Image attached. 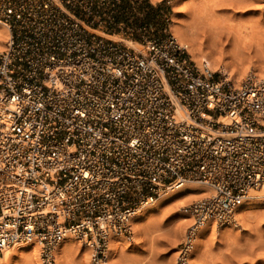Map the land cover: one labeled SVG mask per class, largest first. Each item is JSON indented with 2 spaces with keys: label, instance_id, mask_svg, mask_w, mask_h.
Returning a JSON list of instances; mask_svg holds the SVG:
<instances>
[{
  "label": "built area",
  "instance_id": "obj_1",
  "mask_svg": "<svg viewBox=\"0 0 264 264\" xmlns=\"http://www.w3.org/2000/svg\"><path fill=\"white\" fill-rule=\"evenodd\" d=\"M123 1L0 0L1 253L32 240L58 264L73 235L109 264L111 236L198 181L211 192L186 208L183 264L205 222L239 227L237 207L264 186V76L233 85L170 32L121 19Z\"/></svg>",
  "mask_w": 264,
  "mask_h": 264
},
{
  "label": "rangeland",
  "instance_id": "obj_2",
  "mask_svg": "<svg viewBox=\"0 0 264 264\" xmlns=\"http://www.w3.org/2000/svg\"><path fill=\"white\" fill-rule=\"evenodd\" d=\"M174 15L195 51L206 60L197 64L214 62L216 70L208 66L218 74L226 67L225 76L236 86L253 69L264 71V0H124L121 19L129 20L134 28L147 26L154 35L168 32L173 35ZM109 38L122 43L124 39L138 41L136 36ZM172 193L167 191L161 199ZM185 198L159 203L156 210L144 215L136 224V230L132 229V239L118 248L114 259L109 257V264H181L179 252L190 225L179 236L173 230L178 228L179 216L187 213L178 206L187 202V208L193 202ZM248 215L252 218L245 228L228 227L219 233L205 234L183 264H264V204L253 207ZM190 218L191 224L193 219ZM82 243L77 238L66 242L67 251L64 249L56 255L57 263L90 264L92 248L85 251ZM9 249L12 255L8 260L3 257L4 251L0 252V264H34V253L40 259L39 249L37 252Z\"/></svg>",
  "mask_w": 264,
  "mask_h": 264
},
{
  "label": "bare ground",
  "instance_id": "obj_3",
  "mask_svg": "<svg viewBox=\"0 0 264 264\" xmlns=\"http://www.w3.org/2000/svg\"><path fill=\"white\" fill-rule=\"evenodd\" d=\"M158 0H151V2H156ZM177 21L178 18L177 16H173L172 18V32L173 35L175 37V39L177 40V42L186 49L188 55H190V59L195 61V62H203L205 59H203L201 56L198 55L197 51H195V48L193 46V43L191 42V40H189L185 34L184 31H182L180 29V27L177 25ZM9 36V32L7 30V28L3 25L0 24V50L4 48L5 45H3L4 42H6V39ZM111 37V35H107ZM230 38V37H229ZM233 39V38H232ZM237 38H235L236 40ZM238 41V40H236ZM234 41V42H236ZM124 44H126L129 47H134L136 49L137 48V43L124 39L123 40ZM231 44V43H230ZM238 44V43H237ZM240 44V43H239ZM233 45V44H232ZM241 45V44H240ZM198 50V49H197ZM200 54V53H199ZM207 59V58H206ZM206 61V60H205ZM205 63V62H204ZM206 64V63H205ZM212 69L216 70L215 68V63L214 62H209L207 63ZM225 67V66H224ZM226 68V67H225ZM223 68V69H225ZM221 69L219 72L221 74H226L227 71ZM264 69V68H262ZM251 70V69H249ZM248 75H253V76H264V71H258V70H252L250 72V74ZM236 82V81H235ZM234 84V81L232 83ZM171 195L163 197L162 198V194L164 195V193H162L156 200H154L150 205L143 207L142 209H140L131 219H130V227L131 230L134 228V230H136V224L139 222V220L141 218H143L144 215L156 210V208L158 207L159 203L162 204H167L169 202H173V200L178 201L177 199L181 198L184 199H188V200H192L193 202H195L196 200H198L199 198L209 194L211 192L210 188L198 181H185L182 182L181 184H179L177 186V188L172 190ZM166 193V192H165ZM184 197V198H183ZM161 199V200H160ZM180 201V200H179ZM183 201V200H182ZM180 201V202H182ZM185 202V201H184ZM192 202V203H193ZM264 204V186H262L261 188H259L258 190H251L249 192V194L246 196V198L242 201V203L237 207L236 209V218L239 220V227H241V229L244 227L245 225L248 224L246 222H248L250 220V218H252L251 216L248 215V212L251 210L253 207H256L258 205H262ZM186 203H182L180 204L178 207L179 209L183 210V212H186ZM187 213H183L182 215L179 216V223H178V228H175L173 230V232L175 234H178L177 236H179L180 233L183 232V230L186 228V226L191 225V218L190 216L187 217ZM243 226V227H242ZM232 228L234 229L232 226H221V227H215L213 226V224L210 221L205 222L201 228L198 229V231L196 232V234L193 236L191 245H190V252L191 250H195L194 247L196 248V245H198L199 240H201V238L208 233H212L213 231L215 232H220L222 229H226V228ZM223 232V231H222ZM233 232V231H232ZM183 235V234H182ZM128 239H132L130 238H126L123 235H117V236H111L108 242V249L106 251L108 257H113L114 255H116L118 248L122 245H125L126 240ZM75 240V237L73 235H67L64 240H62V242L57 246V248L55 249V258L56 255L60 254V252H62L64 249L66 250V248H64V244L66 242H72ZM80 245V244H79ZM37 243L34 241H27V242H21V243H17L15 245H13L10 248H13L14 250H26V249H35L34 251L38 250L39 248H36ZM78 246V245H77ZM86 247V249L84 248L85 251H88V249L90 250L91 247V243H89L88 241H83L82 243V248ZM71 247V246H70ZM80 247V246H79ZM89 247V248H88ZM69 248V247H68ZM71 249V248H69ZM72 250V249H71ZM67 251V250H66ZM83 251V249L81 250ZM37 252V251H36ZM40 254V250L38 252ZM92 254V252H91ZM12 255V251L11 249H5L3 252V257L5 259H9V257ZM34 257L32 258L33 261H35L34 264H40V259H38V255L37 254H33ZM82 257V256H81ZM115 257V256H114ZM113 257V259H114ZM40 258V256H39ZM85 260V258L83 259ZM88 260V259H87ZM86 260V261H87ZM57 261V260H56ZM31 262V261H30ZM32 263V262H31ZM88 263V262H87ZM30 264V263H29ZM85 264V263H84Z\"/></svg>",
  "mask_w": 264,
  "mask_h": 264
}]
</instances>
